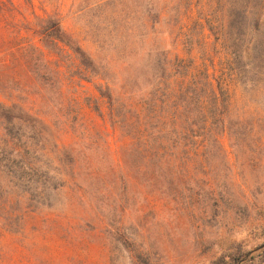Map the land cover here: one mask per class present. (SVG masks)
Instances as JSON below:
<instances>
[{"label": "rangeland", "instance_id": "374dc122", "mask_svg": "<svg viewBox=\"0 0 264 264\" xmlns=\"http://www.w3.org/2000/svg\"><path fill=\"white\" fill-rule=\"evenodd\" d=\"M11 1L23 14L30 1L38 16L57 15L100 74L82 80L69 54L43 48L30 30L32 15H0V101L42 119L73 157L69 167L47 149L34 152L24 137L18 145L10 138L23 161L15 159L4 177H50L63 186L44 202L13 203L22 193L11 190L12 206L0 208V264H209L236 249L245 254L238 264H258L264 113L252 128L175 145L165 132L164 100L151 95L158 57L184 56L187 38L197 57L212 58L217 77L214 39L199 15H227L232 2L254 0ZM257 1L264 15V0ZM96 86L109 87L110 102ZM237 91L233 107L241 109ZM144 100L150 109L139 115ZM139 131L163 147L156 153L152 141L147 152ZM22 163L36 172H24Z\"/></svg>", "mask_w": 264, "mask_h": 264}, {"label": "trees", "instance_id": "16d2710c", "mask_svg": "<svg viewBox=\"0 0 264 264\" xmlns=\"http://www.w3.org/2000/svg\"><path fill=\"white\" fill-rule=\"evenodd\" d=\"M232 3L226 11L227 15H199L214 39L212 54L218 59L217 77H214L212 58L205 54L197 57L189 47L188 38L184 56L175 55L171 61L163 55L162 58L158 57L157 88L151 95L161 102L164 100L167 116L163 122L165 132L175 145L181 141L194 144L198 137H203L204 142L207 135L212 133L221 135L224 131L230 133L243 131L248 126L252 128L259 124L264 113V15H258L255 10L259 6L257 0L253 1L252 6ZM28 4L29 12L23 14L13 1L1 0L0 15H32L30 30L43 48L57 56L69 54L84 72L80 73L82 80L91 82L92 78L97 77L100 74L99 66L62 28L59 17L45 12L43 16H38L40 14L32 3L29 1ZM237 90L244 100L241 109L233 107ZM96 91L101 98L111 101L109 87L96 86ZM140 107L139 115L144 111L146 114L150 109L145 100ZM249 109H252L251 112ZM0 122L3 125V136H0V208L12 206L7 199L8 195L14 193L12 189L22 193L16 196L13 203L17 204L23 199L32 201L40 196L42 200L46 198L44 202L48 198L47 193L63 186V182L50 177H4L11 173L10 164L15 159L23 161L22 151L14 148L17 142L24 137V141L33 146L34 152L39 150L37 153H43L47 149L60 164L67 161L69 167L73 164V157L66 148H59L51 128L42 119L18 103L0 101ZM150 136L151 141H147V135L143 131L138 132V137L148 144L145 150L150 151V144L154 141V151L157 153L158 148L163 146L156 143L158 137ZM10 138L16 141L14 149L9 145ZM169 154L171 156V151ZM176 158L180 160L179 153H175ZM22 168L28 174L36 172V167L30 163H22ZM244 255L240 249H236L220 255L209 264H238ZM256 259L258 264H262L264 252L258 254Z\"/></svg>", "mask_w": 264, "mask_h": 264}]
</instances>
